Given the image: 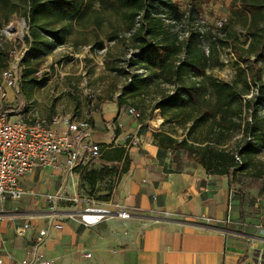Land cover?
<instances>
[{"label":"crops","instance_id":"obj_1","mask_svg":"<svg viewBox=\"0 0 264 264\" xmlns=\"http://www.w3.org/2000/svg\"><path fill=\"white\" fill-rule=\"evenodd\" d=\"M91 114L92 138L124 146L129 166L106 190L108 200L89 201L107 208L118 204L130 217L85 225L77 213H39L33 210L38 202L29 198L19 204L7 200L0 203L7 211L0 221V240H5L4 245L0 241V256L11 251L27 257L40 239L51 264H264V201L233 197L226 175L208 174L194 161H175L174 153L158 150L151 137L137 133L139 125L134 128L117 99L102 100ZM82 115L71 112L62 119ZM57 123L51 126L61 120ZM130 132L134 135L127 142ZM44 171L63 174L37 169L23 179L24 190ZM13 207L21 208L16 213ZM26 221L31 224L26 235L17 236L14 228ZM40 229L46 235L40 237Z\"/></svg>","mask_w":264,"mask_h":264},{"label":"rangeland","instance_id":"obj_2","mask_svg":"<svg viewBox=\"0 0 264 264\" xmlns=\"http://www.w3.org/2000/svg\"><path fill=\"white\" fill-rule=\"evenodd\" d=\"M148 1V11L159 14L169 30L178 33L180 38L194 31L201 47L208 44L211 33L221 29L222 23H227V29L235 32L242 42L246 41L238 14L247 10L237 0ZM127 12L128 9L117 0H91L83 15L71 19L72 27L65 44L55 46L50 54L39 58L32 57L25 18L11 14L0 28V47L5 63L0 67V74L4 70H8L11 77L17 74L18 84L3 83L6 97L1 101L0 111L10 107L6 112L12 117L36 119L52 125L62 121L66 114L92 113L102 100L123 96L126 104L122 107L133 119L134 128L137 125L140 128L142 122L145 126L143 134L149 137H152V131H159L182 138L187 129L178 123L181 117L176 118L171 110L162 111L156 107L164 95L174 92L175 83L160 78L141 84L136 90L126 89L134 75L146 73L134 57L138 49L129 39ZM95 17L99 21L97 25L94 24ZM222 32L224 34V30ZM218 56L221 64L206 70L211 78L232 82L238 69L246 70V63L235 58L231 47L221 48ZM257 64L264 80V64ZM28 69L31 73L21 78ZM17 92H20L19 98ZM252 94L258 97L255 88L249 96ZM129 108L135 113H129ZM259 112L264 115V104L259 107ZM129 135L128 139L134 132ZM229 145L232 146V141ZM254 159L258 162L256 166H249L238 174L232 194L236 198L242 195L243 199L261 202L264 201V147ZM116 178L112 179L113 183ZM31 181L33 185L26 188L23 198L14 201L19 204L29 198L31 202H38L33 205V210L39 213L76 214L91 204L89 199L96 198L102 188L97 185L89 191L85 184L76 182L74 172L56 175L44 171L41 176L34 175ZM18 208L21 207H13L15 212L20 210Z\"/></svg>","mask_w":264,"mask_h":264},{"label":"trees","instance_id":"obj_3","mask_svg":"<svg viewBox=\"0 0 264 264\" xmlns=\"http://www.w3.org/2000/svg\"><path fill=\"white\" fill-rule=\"evenodd\" d=\"M117 1L128 9L125 16L129 39L138 49L134 57L146 70L143 75H134L126 89L136 90L139 85L160 78L176 85L174 92L164 95L156 107L181 117L178 123L187 130L182 138L152 131L154 144L160 151L174 153L175 161L184 158L198 163L208 174L226 175L233 187L239 173L256 166L254 157L264 147V115L259 112L264 104V80L257 64H264V0H237L247 10L238 14L246 41L242 42L235 32L227 29V23H222L221 29L211 33L208 44L202 47L194 31L180 38L178 33L169 30L159 14L148 11V0ZM90 3L91 0H0V9H3L0 28L13 13L24 17L32 57L39 58L50 54L55 46L65 44L72 27L71 19L83 15ZM94 24H99L97 17ZM224 47H231L235 58L246 63V70L238 69L232 82L206 74L207 69L221 64L218 53ZM3 55L0 47V67L5 65ZM30 73L31 70H25L21 78ZM252 88L258 97L249 96ZM16 96L19 98L20 92ZM117 103L122 106L126 100L120 96ZM3 110L10 111V107ZM143 127L141 122L138 133H145ZM100 145V157L84 167L78 166L74 172L89 191L102 186L99 191L105 193L95 199L108 200L106 190L113 185L114 176L119 177L128 170L129 161L124 146ZM95 163H99L97 167Z\"/></svg>","mask_w":264,"mask_h":264},{"label":"built area","instance_id":"obj_4","mask_svg":"<svg viewBox=\"0 0 264 264\" xmlns=\"http://www.w3.org/2000/svg\"><path fill=\"white\" fill-rule=\"evenodd\" d=\"M5 81L9 85H17L18 76L11 77L8 70L2 72L0 104L6 97V91L2 88ZM128 112L135 113L133 108H129ZM9 114L0 111V203L20 200L25 193L23 179L37 169L71 173L78 166L84 167L101 155L100 143L92 138L90 112L76 118H63L58 126L47 125L36 119L23 120ZM90 203L77 212L80 222L85 225L96 224L111 216L130 217V212L118 204H115V208H107L95 201ZM6 213V209L1 207L0 221ZM30 226L27 221L16 226L15 234L25 236ZM54 226L60 228L61 224ZM38 234L44 236L46 231L40 229ZM0 241L4 245L5 240ZM112 253L123 254L124 251L113 249ZM5 261L9 264H51L42 250L40 239L30 247L27 257L18 258L13 252L7 251L0 256V264Z\"/></svg>","mask_w":264,"mask_h":264}]
</instances>
